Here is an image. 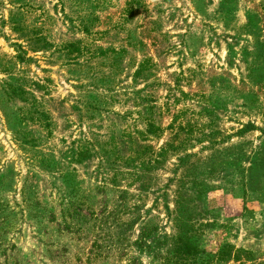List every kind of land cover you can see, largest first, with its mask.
<instances>
[{
    "label": "rangeland",
    "instance_id": "1",
    "mask_svg": "<svg viewBox=\"0 0 264 264\" xmlns=\"http://www.w3.org/2000/svg\"><path fill=\"white\" fill-rule=\"evenodd\" d=\"M0 264H264V0H0Z\"/></svg>",
    "mask_w": 264,
    "mask_h": 264
},
{
    "label": "trees",
    "instance_id": "2",
    "mask_svg": "<svg viewBox=\"0 0 264 264\" xmlns=\"http://www.w3.org/2000/svg\"><path fill=\"white\" fill-rule=\"evenodd\" d=\"M149 127L153 128L152 124H150ZM169 128H170V127H169ZM153 130H154V129H152V130L149 131V132H152ZM245 183H246V184H245ZM245 183H244L243 187H244L245 189H247L249 192H251V191L253 190V188H251L250 182L248 181V182H245ZM230 249H231V248H230L229 246H227V251L224 250L223 255H225V257L227 256V257L229 258L230 253H228V251H230Z\"/></svg>",
    "mask_w": 264,
    "mask_h": 264
}]
</instances>
